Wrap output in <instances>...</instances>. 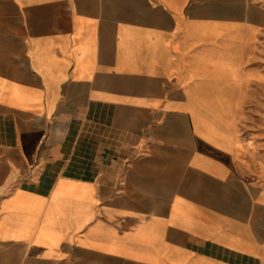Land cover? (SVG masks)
<instances>
[{"label":"crops","instance_id":"0c3cea01","mask_svg":"<svg viewBox=\"0 0 264 264\" xmlns=\"http://www.w3.org/2000/svg\"><path fill=\"white\" fill-rule=\"evenodd\" d=\"M0 264H264V0H0Z\"/></svg>","mask_w":264,"mask_h":264}]
</instances>
